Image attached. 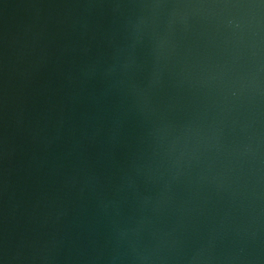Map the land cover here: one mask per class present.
Instances as JSON below:
<instances>
[{"label":"water","instance_id":"95a60500","mask_svg":"<svg viewBox=\"0 0 264 264\" xmlns=\"http://www.w3.org/2000/svg\"><path fill=\"white\" fill-rule=\"evenodd\" d=\"M0 264H264V0H0Z\"/></svg>","mask_w":264,"mask_h":264}]
</instances>
